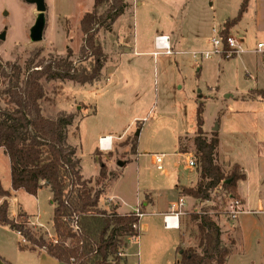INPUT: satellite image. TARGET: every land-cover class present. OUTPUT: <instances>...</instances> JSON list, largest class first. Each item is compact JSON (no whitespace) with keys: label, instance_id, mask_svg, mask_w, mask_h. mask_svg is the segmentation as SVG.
I'll return each mask as SVG.
<instances>
[{"label":"rangeland","instance_id":"374dc122","mask_svg":"<svg viewBox=\"0 0 264 264\" xmlns=\"http://www.w3.org/2000/svg\"><path fill=\"white\" fill-rule=\"evenodd\" d=\"M125 2L126 12L111 28L98 30L97 39L104 51L99 79L85 84L43 81L46 99L41 101L42 113L48 117L59 111L75 114L73 124L67 127V142L76 148L80 172L92 179L94 189H101L100 208L108 210L114 204L105 197L108 191L107 195H115L119 211L124 212L151 189L162 206L177 202V177L191 183L183 179L198 171H189L186 160L190 154L196 161L195 111L197 104L203 103L206 138L217 133L219 139L216 161L225 172L232 162L243 168L248 180H240L238 187L248 194L247 203L242 206L238 195L241 211L234 220L227 213L230 196L220 187L212 191L210 201L193 200L182 208L178 228L181 242L177 230L165 229L162 217L146 208L142 224L147 227H141L138 237L128 245V264H176L177 244L196 243L189 213L205 207L212 208L210 215L222 229V240H234L231 254L236 259L229 264H246L250 257L256 264H264V201L258 204L259 199L264 200V98L259 93L264 89V62L255 50L258 42H264V0H248L241 23L237 22L244 50L231 59H222L218 53L205 58L204 52L212 50L210 39L226 20L236 16L242 0ZM45 4L42 40L32 42L29 34L36 18L35 5L25 0H0V33L5 32L4 40H0L2 65L18 62L23 67L34 50H40L39 57H64L67 48L73 52L70 59L74 64H86L79 52L83 44L79 22L93 0H45ZM156 29L172 31L175 41L171 54L154 47ZM3 87L0 81V91ZM105 133L122 134L123 138L113 141L110 150L101 151L96 149L97 137ZM133 136L138 137L136 153L131 147ZM153 154L163 155L168 175L152 164ZM100 162L105 165L106 177L96 185ZM0 185L11 190L9 160L2 148ZM51 198L48 187L35 196L12 191L8 215L12 218L24 212L33 230H50ZM21 239L14 230L0 225V256L13 264H63L29 248L20 250Z\"/></svg>","mask_w":264,"mask_h":264},{"label":"trees","instance_id":"16d2710c","mask_svg":"<svg viewBox=\"0 0 264 264\" xmlns=\"http://www.w3.org/2000/svg\"><path fill=\"white\" fill-rule=\"evenodd\" d=\"M247 2L242 0L236 16L224 22L220 30L224 40L246 11ZM126 8L125 0H93L91 9L79 22L83 34L79 52L86 64H74L70 48L66 49V56L58 58L39 57L40 50H34L23 67L18 62L0 63V81L4 83L0 91V148L9 160L11 189L0 185V225L18 232L26 241V245L18 243L20 250L25 246L43 249L63 264H128L126 248L130 238L140 233V216L133 211L118 213L116 204H111L108 210L98 206L102 191L94 189L92 179L83 178L76 148L67 142V127L73 124L75 114L59 111L48 117L41 108V101L46 99L43 81L58 79L85 84L99 79L104 51L97 39L98 30L110 29ZM227 51L225 44L220 53L222 59L236 56ZM259 93L264 98V90ZM202 114L203 103L199 102L193 139L198 180L193 186H180V193L204 202L210 201L212 191L220 187L230 197L239 199L237 183L245 175L237 163L228 172L217 163L219 139L217 133L206 138ZM131 141L132 152L136 153L138 137L133 136ZM105 177V165L100 162L95 184ZM43 187L52 193V237L46 230H33L26 213L20 212L14 218L8 215L12 191L21 189L35 196ZM211 209L205 207L200 212L189 213L196 243L183 246L179 236L176 264L226 263L234 240L227 243L222 240L220 226L210 215ZM139 212L143 213L141 207ZM0 258L5 264H12Z\"/></svg>","mask_w":264,"mask_h":264},{"label":"crops","instance_id":"0c3cea01","mask_svg":"<svg viewBox=\"0 0 264 264\" xmlns=\"http://www.w3.org/2000/svg\"><path fill=\"white\" fill-rule=\"evenodd\" d=\"M125 12H126V10H125ZM124 12V13H125ZM240 22V21H239ZM241 23V22H240ZM240 23H237V24H235L231 29H230V32H229V34L231 35V36H233V37H235L237 40H239V42H241V38L240 37H238L239 35H240V29L238 28L239 27V24ZM155 31V33L153 32V44H154V47H155V38L157 37V36H160V35H165V36H168V38H169V47H170V53L169 54H171V49H172V46L174 45L173 43H174V41H175V38H173V41H172V38H171V35L173 34V33H171L172 31H169L170 33H168V32H159L157 29L156 30H154ZM239 34V35H238ZM241 44V43H240ZM244 50V49H243ZM137 53H139V52H137ZM143 53H151V52H143ZM261 89V88H260ZM263 89V88H262ZM264 90V89H263ZM70 113H73V112H70ZM227 117H231V113H228L227 114ZM101 137H110L111 138V144H109V146H108V148H109V150L112 148V144H113V141H116V140H121L123 137H122V134H120V135H113L112 133H105V134H99L98 135V137H97V142H99V138H101ZM96 149H99V150H101L100 148H99V143H97V148ZM101 151H105V150H101ZM189 156H190V154H189ZM188 156V157H189ZM151 162H152V164H153V155L151 156ZM233 164H234V162H232ZM238 164V163H237ZM239 165V164H238ZM240 166V165H239ZM186 167H187V165H186ZM188 168V167H187ZM189 169V171H191L192 170V168H188ZM240 169H241V171L244 173V175H245V179L244 180H242L241 182H246L247 180H248V177H247V175L245 174V172H244V170H243V168L240 166ZM99 173V172H98ZM163 173V175H168V172L166 171V169H164V171L162 172ZM83 178H85V177H83ZM86 179V178H85ZM185 182H188V181H190L191 183L190 184H185L184 182H181L180 181V178L179 177H177V180H176V183H174V189L176 190V192H177V194H178V196H182V197H184V200L186 201V204H185V206L184 207H186V205H189V204H191L192 203V201H193V199L191 198V197H188V196H183V195H181V193H180V190H179V187L180 186H185V187H190V186H193V185H195V183L197 182V180H198V173L196 172L194 175H188L187 177H184V179H183ZM238 182H240V181H238ZM21 190V189H20ZM18 191V190H17ZM13 192H16V191H13ZM107 192L108 191H106L105 193H106V195H105V197L106 198H108L110 201H113V203L114 204H116L117 205V212L118 213H121V214H124V213H127V212H130V211H133V210H135L136 208H139V206L141 207V210L143 211V213H141V215H140V225H139V230L141 229V227L145 230L146 229V227H147V225L145 224V223H143L142 224V216L145 214V212H144V210L146 209V208H148V207H150L151 208V212H149L150 214H155V215H159V216H161L162 217V220H163V217L165 216V215H169L170 213H171V204L172 203H174V201H169V203H165L163 206H162V204H161V202L159 201V196H158V194H156L155 192V190H153L152 191V189L151 190H146V191H144V193L142 194V196L140 197V198H137L136 199V201H135V206L132 208V209H130V210H126V211H124V212H120L119 211V207H118V204L117 203H115L114 202V196L115 195H107ZM237 193H238V195H239V197H240V199H241V202H242V206H244V205H246V199H245V196H246V198H247V196H248V194L247 195H245L244 193H241L240 192V190H239V187H238V183H237ZM259 197H260V195H258ZM9 199V198H8ZM1 201H2V198L0 197V203H1ZM9 201V200H8ZM249 204H251V198L249 199ZM259 202H258V204H259V206H261V204H262V202L264 201L263 200V198H261V199H259L258 200ZM262 201V202H261ZM188 207V206H187ZM16 215H13V217L12 218H14ZM29 216V215H28ZM29 220L31 221V219H30V217H29ZM174 223L176 222L177 224H178V226H176V227H174V228H169V229H172V230H177L178 231V235L180 236V232H179V230H178V228H179V226H180V215H178V217L177 218H173V220H172ZM219 225V224H218ZM3 226V225H2ZM164 226V225H163ZM220 226V225H219ZM47 229V231L52 235V233H53V231L51 232L50 230H52V228H50V230L48 229V228H46ZM165 229H167V228H165ZM221 231H222V229H221ZM16 232V231H15ZM18 235H19V233L18 232H16ZM20 236V235H19ZM179 236H178V239H179ZM21 237V236H20ZM22 238V237H21ZM21 241H22V243H23V245H26V242H24L23 241V238L21 239ZM224 241V240H223ZM130 244H132V241L131 240H129V243H128V245H130ZM129 247V246H128ZM25 248H29L30 250H35V251H37V253L38 254H42V255H46V256H48V257H50L46 252H45V250H43V249H31L30 247H28V246H25ZM127 249V248H126ZM24 250V249H23ZM127 252V251H126ZM127 254V253H126ZM240 254V253H239ZM50 259H52V260H54V261H56L57 262V260L56 259H54V258H52V257H50ZM233 259H236V257L235 256H233V254H231L229 257H228V259H227V261H226V263L225 264H229L231 261H233ZM8 261V260H7ZM10 262V261H9ZM59 262V261H58ZM11 263V262H10ZM13 264V263H12ZM246 264H256L255 263V260L252 258V257H250L249 259H248V261H247V263Z\"/></svg>","mask_w":264,"mask_h":264},{"label":"built area","instance_id":"2783aa9c","mask_svg":"<svg viewBox=\"0 0 264 264\" xmlns=\"http://www.w3.org/2000/svg\"><path fill=\"white\" fill-rule=\"evenodd\" d=\"M216 35L213 36L210 39V43L212 45V50H207L204 52V57L205 58H209L211 54L213 53H218L220 54L223 51L224 45L226 44L228 46V54L234 53V54H238V52H242V47L241 44L239 42V40H237L235 37L231 36L230 34H228L225 38V40L223 39V37L220 34V30H216ZM166 42V44H165ZM155 47L157 49H164L166 54L170 53V47H169V38L168 36L165 35H160L157 36L155 38ZM255 50L261 54L263 62H264V42H258L256 44V48ZM196 56V52L193 53V57ZM106 138H109V142L106 143ZM99 148L101 150H109L108 146L109 144H111V138L110 137H101L99 138ZM103 143H106L105 145H103ZM153 165L155 166V168L161 172L164 171V167H163V155H158V154H153ZM186 165L188 168H195V160H193V158L191 157V155L187 158L186 160ZM229 204H228V216L231 217V219H236L237 215L240 213L241 211V202L239 201V199H235L232 197H229ZM185 206V202L183 200L182 197H180L177 202H174L171 204V213L169 215H165L163 217V225L164 228H174L176 227V224L172 221L173 218H177L178 215H181L182 212V208ZM133 212L140 216V212H139V208H136L135 210H133ZM133 227L137 228L136 225H133ZM47 231V229H46ZM48 236L52 237V235L47 231ZM138 236H134L131 239V241L133 242V240H135ZM24 242H26L23 239Z\"/></svg>","mask_w":264,"mask_h":264},{"label":"water","instance_id":"95a60500","mask_svg":"<svg viewBox=\"0 0 264 264\" xmlns=\"http://www.w3.org/2000/svg\"><path fill=\"white\" fill-rule=\"evenodd\" d=\"M29 4L35 5L36 10V18L34 24L30 28V40L32 42H38L42 40L43 31L46 24L45 11L46 4L45 0H25ZM5 32L0 33V40H4ZM217 129V126H215ZM139 130H137L136 134H138ZM0 264H5L0 258Z\"/></svg>","mask_w":264,"mask_h":264},{"label":"bare ground","instance_id":"6f19581e","mask_svg":"<svg viewBox=\"0 0 264 264\" xmlns=\"http://www.w3.org/2000/svg\"><path fill=\"white\" fill-rule=\"evenodd\" d=\"M165 44H166V42H165ZM109 142V138H106V143H108ZM106 143H103V145H105ZM175 224H176V226H178V224L175 222Z\"/></svg>","mask_w":264,"mask_h":264}]
</instances>
